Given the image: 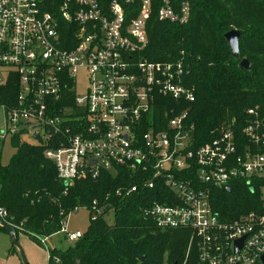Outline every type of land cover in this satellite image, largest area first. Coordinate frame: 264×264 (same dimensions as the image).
I'll return each instance as SVG.
<instances>
[{
	"label": "built area",
	"instance_id": "obj_1",
	"mask_svg": "<svg viewBox=\"0 0 264 264\" xmlns=\"http://www.w3.org/2000/svg\"><path fill=\"white\" fill-rule=\"evenodd\" d=\"M190 11L191 0H160L156 19L185 25ZM153 12V0H0V86L18 87L14 104L0 105V140L44 145L68 186L120 169L138 182L118 197L162 185L172 197L145 214L159 230L190 231L186 257L194 249L196 264H264V118L249 109L238 134L232 120L196 138L189 70L142 57ZM238 183L258 196L223 219L214 191ZM100 215L93 206L91 219ZM61 231L71 243L82 236L65 223Z\"/></svg>",
	"mask_w": 264,
	"mask_h": 264
},
{
	"label": "trees",
	"instance_id": "obj_2",
	"mask_svg": "<svg viewBox=\"0 0 264 264\" xmlns=\"http://www.w3.org/2000/svg\"><path fill=\"white\" fill-rule=\"evenodd\" d=\"M153 1L154 12L147 24L149 44L142 57L151 62L181 60L189 70L186 84L195 94L189 116L196 138L206 141L212 130L232 120L238 134L249 109L256 108L264 118V0H191L185 25L159 22L160 0ZM234 29L242 32L238 60L230 56L223 37ZM242 59L248 61V71L239 67ZM17 91L11 80L0 86V105L12 106ZM11 145L13 156L8 164L0 165V208L6 212L2 222L16 236L23 234L40 243L59 233L71 212H89L87 231L65 251L48 249L47 264H163L164 253H175L179 264H196L194 249L186 257L190 231L159 230L145 214L154 203L172 197L162 185L118 197L115 190L138 182L120 169L68 186L44 157V145L19 137L11 139ZM257 196L258 192L253 195L238 183L230 191L215 190L211 203L223 219H232L249 211ZM93 206L101 210L94 220Z\"/></svg>",
	"mask_w": 264,
	"mask_h": 264
},
{
	"label": "rangeland",
	"instance_id": "obj_3",
	"mask_svg": "<svg viewBox=\"0 0 264 264\" xmlns=\"http://www.w3.org/2000/svg\"><path fill=\"white\" fill-rule=\"evenodd\" d=\"M82 91L83 89L79 87V96H84ZM4 127L3 113L0 110V135L3 133ZM23 139L29 143H35V141L29 137H25ZM14 152L15 150L11 145V138L9 136L0 140V165L8 164ZM108 221H111V217H108ZM88 225L89 212L85 209H78L71 212L65 220V230L68 233L80 232L83 234L87 231ZM17 241L23 250L27 264H46V253L48 249L65 251L72 245L71 242H68L66 234L62 231L49 237L48 239L46 238L42 244L32 241L23 234H18ZM156 242L159 243V240H156ZM27 256H30L31 261H28ZM143 258L145 257L143 256ZM163 264H179L175 253H164Z\"/></svg>",
	"mask_w": 264,
	"mask_h": 264
},
{
	"label": "water",
	"instance_id": "obj_4",
	"mask_svg": "<svg viewBox=\"0 0 264 264\" xmlns=\"http://www.w3.org/2000/svg\"><path fill=\"white\" fill-rule=\"evenodd\" d=\"M242 35V32L240 30H231L227 33L224 34V39H225V42L230 50V56L235 59V60H238L240 58V53H239V39H240V36ZM239 67L248 71L250 69V65L248 63V61L246 59H242L240 62H239ZM226 191H229L228 188H226ZM0 227L3 228L10 241H11V244L12 246L16 249L18 255H19V258L21 260V263L22 264H27V260L25 258V255L23 253V250L20 246V244L18 243L17 241V236H16V233H15V230L10 227L9 225H7L6 223L0 221ZM241 242L242 241H239L236 243V250L238 248H240L241 246ZM144 260V258H140V262H142ZM262 260H264V257H262Z\"/></svg>",
	"mask_w": 264,
	"mask_h": 264
},
{
	"label": "crops",
	"instance_id": "obj_5",
	"mask_svg": "<svg viewBox=\"0 0 264 264\" xmlns=\"http://www.w3.org/2000/svg\"><path fill=\"white\" fill-rule=\"evenodd\" d=\"M27 258L28 261H31L30 256H27ZM46 258H47V253H46ZM0 264H22L19 255L16 249L12 246L7 233L1 229H0ZM46 264H47V260H46Z\"/></svg>",
	"mask_w": 264,
	"mask_h": 264
}]
</instances>
